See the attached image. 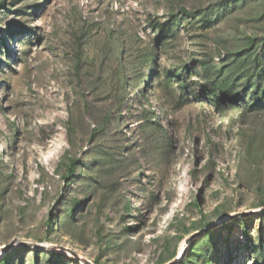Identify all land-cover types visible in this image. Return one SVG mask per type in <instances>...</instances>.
Segmentation results:
<instances>
[{
    "label": "rangeland",
    "instance_id": "1",
    "mask_svg": "<svg viewBox=\"0 0 264 264\" xmlns=\"http://www.w3.org/2000/svg\"><path fill=\"white\" fill-rule=\"evenodd\" d=\"M252 37L264 0H0V264H259L264 109L201 64L243 90Z\"/></svg>",
    "mask_w": 264,
    "mask_h": 264
},
{
    "label": "trees",
    "instance_id": "2",
    "mask_svg": "<svg viewBox=\"0 0 264 264\" xmlns=\"http://www.w3.org/2000/svg\"><path fill=\"white\" fill-rule=\"evenodd\" d=\"M182 13L191 14L192 12L183 9ZM218 19L219 18L217 17L216 21H218ZM174 21H178V20H176V18L175 19L172 18L170 21L171 24H173ZM199 22L201 23L203 27H209L211 23L214 21H212V18H208V19L202 18ZM157 26L161 29L160 34H161V37L164 39L163 33H165L166 29H169L171 25L167 27L164 23H159L157 24ZM263 40H264V37L261 40L258 37L250 38V41H249L250 46L248 48V51L244 53V59L242 60V64L245 62L247 65V68L252 70V73L247 78L245 88L243 90H240L237 93H234L233 91V89L236 87L235 86L236 82L231 81L233 79L231 76L226 78L225 81L218 83L219 77L214 76V74H210L214 70H211L208 66H205L204 61L201 62V64L203 65V68L205 69L204 70L205 73H207V75L210 78L209 83H212L213 85V92L216 93L218 91L219 95L221 96V100L213 99L211 96H209V98L213 101V103H215L217 108L219 109L222 108L223 103H224L223 101L225 100V98L230 97L233 100V102H237V101L246 102L248 94H251L249 95V97L252 96L250 97V99L251 100L255 99L256 101L259 102L258 105L252 106L251 109L253 110L264 109V42ZM0 42L4 44L5 41L0 40ZM163 42H165V40H163ZM174 74L177 76H182L181 72L174 73ZM73 172H74L73 168L68 169L66 177H68L69 175H72ZM209 225H210L209 223L204 224L203 228ZM249 238L251 239V237ZM210 243L214 245L212 243V240L211 242H209V244ZM251 243H252V240H251ZM190 246H192V249H194L195 243L192 244V242H190ZM251 247L253 249H256L255 251L256 254L259 253L262 256V260L259 262V264H264V230L262 229L260 230L258 244H253L251 245ZM50 255L55 256L57 254L54 252H51ZM207 261L211 263L212 259L210 258Z\"/></svg>",
    "mask_w": 264,
    "mask_h": 264
},
{
    "label": "water",
    "instance_id": "3",
    "mask_svg": "<svg viewBox=\"0 0 264 264\" xmlns=\"http://www.w3.org/2000/svg\"><path fill=\"white\" fill-rule=\"evenodd\" d=\"M264 212V208L263 209H258V210H253V211H251V212H239V213H233V214H231L229 217H228V219H233V218H236V217H239V216H241V215H247L248 213H255V212ZM194 235H196V234H192V235H190L187 239H186V244H189L190 243V241L192 240V238L194 237ZM23 244H25V245H27L28 243L27 242H22ZM9 246V245H8ZM74 253V252H73ZM75 254V253H74ZM88 264H93L92 262H90V261H86Z\"/></svg>",
    "mask_w": 264,
    "mask_h": 264
}]
</instances>
